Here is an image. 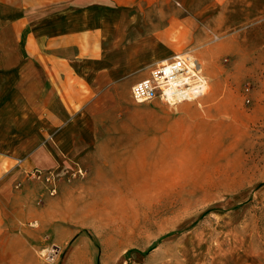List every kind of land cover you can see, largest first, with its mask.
<instances>
[{
    "label": "crops",
    "instance_id": "1",
    "mask_svg": "<svg viewBox=\"0 0 264 264\" xmlns=\"http://www.w3.org/2000/svg\"><path fill=\"white\" fill-rule=\"evenodd\" d=\"M245 3L0 0V264H39L45 229L57 227L53 218L44 220L53 197L27 180L28 172L54 169L57 178L65 176L80 154L97 156L93 149L154 158L156 111L135 103L131 87L156 65L203 50L210 38L203 25L225 34L232 19L245 18ZM232 40L198 56L218 60ZM215 83L198 106L235 113V99ZM192 110L181 105V127L202 121L201 111Z\"/></svg>",
    "mask_w": 264,
    "mask_h": 264
},
{
    "label": "rangeland",
    "instance_id": "2",
    "mask_svg": "<svg viewBox=\"0 0 264 264\" xmlns=\"http://www.w3.org/2000/svg\"><path fill=\"white\" fill-rule=\"evenodd\" d=\"M246 2L244 19H232L222 35L203 25L208 45L189 52L203 66L205 96L140 104L156 111L154 158L93 149L97 156L80 154L58 176L44 219L57 227L45 229L39 264H264V0ZM232 39L218 60L199 57ZM214 82L236 100L235 113L198 106ZM182 104L199 109L202 121L181 127ZM78 170L84 177L72 178Z\"/></svg>",
    "mask_w": 264,
    "mask_h": 264
},
{
    "label": "built area",
    "instance_id": "3",
    "mask_svg": "<svg viewBox=\"0 0 264 264\" xmlns=\"http://www.w3.org/2000/svg\"><path fill=\"white\" fill-rule=\"evenodd\" d=\"M213 39L219 40L217 36ZM208 86L202 64L188 52L153 67L147 78L131 87V98L137 104L159 101L175 106L199 100L206 95ZM27 177L45 185L50 196L56 195L57 177L54 172L34 168ZM77 177L83 178L84 173L78 170L72 178ZM50 251L55 253L53 249Z\"/></svg>",
    "mask_w": 264,
    "mask_h": 264
}]
</instances>
